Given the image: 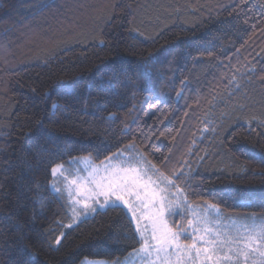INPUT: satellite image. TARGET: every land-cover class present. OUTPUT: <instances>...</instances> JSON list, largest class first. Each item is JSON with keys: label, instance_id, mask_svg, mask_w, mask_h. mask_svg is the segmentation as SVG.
Wrapping results in <instances>:
<instances>
[{"label": "trees", "instance_id": "1", "mask_svg": "<svg viewBox=\"0 0 264 264\" xmlns=\"http://www.w3.org/2000/svg\"><path fill=\"white\" fill-rule=\"evenodd\" d=\"M128 67L153 91L124 88ZM262 133L264 0H0V264L127 256L122 207L67 228L50 183L58 164L133 143L165 176L184 173L188 206L264 215Z\"/></svg>", "mask_w": 264, "mask_h": 264}, {"label": "snow or ice", "instance_id": "2", "mask_svg": "<svg viewBox=\"0 0 264 264\" xmlns=\"http://www.w3.org/2000/svg\"><path fill=\"white\" fill-rule=\"evenodd\" d=\"M118 71L125 76L122 83L124 88L153 91L154 85L150 77L146 78L142 84H135L132 82L136 79L135 69L128 67L120 68ZM130 73L132 75H129ZM65 89L69 91L65 92ZM54 91L60 92L62 96L71 97L76 90L73 84H61ZM81 98L79 94L74 96L75 100ZM108 119L113 120L115 117L109 115ZM124 152L128 155L124 156ZM108 159L120 160L122 163L106 184L97 183L93 186L90 190V198L103 197L104 203L99 205L101 209L127 207L132 204L128 211L131 213L130 223L135 221V226L131 229V234L125 238L134 243L124 264H233V261L235 264H240L241 258L247 264L249 258L254 255H258L264 262V221L257 223L255 218H245L252 219L253 222L244 224L232 222L229 225H222L217 220L215 224H212L207 216L202 217L194 210H189L186 201L187 185L181 187L177 183L184 173H176L171 178L165 176L160 169L147 160V157L136 150L134 143L127 146L123 152ZM259 159L264 162V154H261ZM71 163H78V161H69V165ZM145 164L148 165L146 169L143 167ZM110 168L111 165H108L105 171ZM58 169L60 172L65 170L63 165L58 164L51 169L53 176L57 175ZM152 176L156 179H152ZM126 196H133L140 205H144L147 201L157 209L150 217V233L147 225L144 228L140 227L141 216L136 213L137 205L126 199ZM113 197L115 199H112ZM91 211L95 212L97 209L93 208ZM189 211H191V218H188ZM167 216L179 217L180 221L187 219L191 231L189 232L184 228L183 223L176 220H173L170 225ZM182 236L186 239L190 238L192 242L180 243ZM59 242L58 239L57 243ZM22 251L27 255L26 248ZM29 264H36V262L29 257ZM84 264L89 262L85 261ZM115 264H121V261L117 260Z\"/></svg>", "mask_w": 264, "mask_h": 264}, {"label": "rangeland", "instance_id": "3", "mask_svg": "<svg viewBox=\"0 0 264 264\" xmlns=\"http://www.w3.org/2000/svg\"><path fill=\"white\" fill-rule=\"evenodd\" d=\"M120 152H123V150L117 153ZM127 155L128 153L124 152V156ZM70 161H78V163H71L69 165L68 162L66 165H63L65 170L63 172H60L58 169L57 175L56 176L52 175V180L50 183V189L52 190L53 193H55L57 196L64 195L66 198L68 211L71 218V223L66 226L67 228H70L76 225L81 220L93 215L96 212V211L95 212L91 211V209L93 208H96L97 211L106 209V208L101 209L99 207V205H102L104 203V198L103 197L90 198L91 196L90 190L97 183L106 184L108 180L115 175V172L119 169L120 164L122 163V161L120 160L110 161L108 158L104 161L95 163L93 162L92 157L90 156H85ZM108 165H111V168L108 171H105V168ZM143 167L146 169L148 165L145 164L143 165ZM149 175H152V173H149ZM152 179H154L153 176ZM57 189L59 190L58 192L56 191ZM125 198L133 201L137 205L136 213L137 215L141 216L140 227L144 228L145 225H147L150 233L151 230L150 217L155 214L157 209L153 208L152 205L147 201L145 202L144 205H140V202L135 201V198L133 196H126ZM112 199L115 198L113 197ZM69 205H71V207H69ZM85 205H87V207H85ZM121 207L126 211L128 216L130 217L131 213L128 211V208L132 207V204H129L127 207H123V206ZM181 210L183 211V209ZM189 210H194L196 214L201 215L202 217L207 216V219L212 224H215L217 220H219L222 225H229L232 222H235L237 224L253 222L252 219H245V218H255V221L257 223L264 221V215L253 214V213L242 214L239 216L237 215L226 219L225 216L220 211V209L213 205H207L200 208L193 207L190 205ZM188 218H191V211H189L188 213ZM132 223L133 226H135V221H132ZM188 230L189 232L191 231L190 228H188ZM191 242H192L191 239H189V242H181L180 240V243L182 244L191 243ZM127 256H125L120 260L121 264H124V261ZM85 261H88L89 264H115V262H111V261L87 259V258L83 259L79 264H84ZM233 264H235V261H233ZM240 264H245L243 258H241ZM247 264H264V262H262L261 258L258 255H254L249 258Z\"/></svg>", "mask_w": 264, "mask_h": 264}]
</instances>
